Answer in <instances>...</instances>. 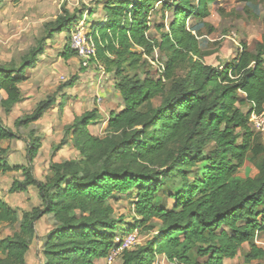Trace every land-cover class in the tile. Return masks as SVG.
I'll return each instance as SVG.
<instances>
[{"label": "trees", "instance_id": "trees-1", "mask_svg": "<svg viewBox=\"0 0 264 264\" xmlns=\"http://www.w3.org/2000/svg\"><path fill=\"white\" fill-rule=\"evenodd\" d=\"M158 1L103 0L106 17L94 21L88 35L97 59L114 75L123 104L111 112L103 136L89 130L101 118L97 108L63 127L53 153L70 143L78 157L51 162L38 179L32 163L42 136L29 133L31 164H11L9 147L1 142L18 136L0 116V175L21 172L9 191L34 187L40 199L22 212L0 199V224L19 225L0 238V264H26L37 222L45 215L52 216L54 227L42 246L43 264H95L116 246L115 236L127 231L113 205L123 199H130L136 217L128 230L157 233L147 244L124 250L119 264H154L159 255L176 264H226L245 243L247 262L264 257L255 242L264 233V144L255 142L250 123L252 110L264 111V34L253 48L243 43L236 62L220 70L203 60L199 34L187 24L191 17L210 16L217 0L162 1L173 18L164 31L163 16L156 38L148 33ZM64 13L50 35L70 32L84 9L75 14L64 8ZM43 42L19 61L0 62V105L6 113L24 99L21 84L44 52ZM156 52L162 55L161 72L149 61L156 60ZM56 101L55 95L40 101L15 125L29 127ZM248 103L253 106L245 112ZM249 158L260 159L259 171L238 176Z\"/></svg>", "mask_w": 264, "mask_h": 264}, {"label": "rangeland", "instance_id": "rangeland-1", "mask_svg": "<svg viewBox=\"0 0 264 264\" xmlns=\"http://www.w3.org/2000/svg\"><path fill=\"white\" fill-rule=\"evenodd\" d=\"M162 1L164 0L155 4L151 14V22L155 27L150 29L148 33L150 37L160 38V31L156 26L161 24L163 16L166 24L165 29H162L164 31H168V24L173 18L171 11H164L162 8ZM102 3L103 0H0V62H9L11 59L19 61L20 57L31 47H37L42 41L45 44L44 52L37 56L34 66L28 70V80L21 84L24 99L15 105L9 113H6L0 105V116L4 124L18 136L10 141L1 142L3 147H9L6 160L11 164L25 166L31 164L28 153L31 141L29 133L34 130V136H42V147L32 163L34 174L40 180H43L49 172L51 162L79 156V152L70 143L64 145L57 153H53V146L60 143L64 136L63 125L72 122L74 116L81 115L99 105L98 97L95 96L94 91L101 81L100 72L89 69L90 73H97L99 77L94 79L95 82L90 87V92L80 99V103H76V100L79 99L78 91L80 92L81 88L89 90L87 88L89 78L81 80L80 76L71 69L72 61L65 62L63 54L69 50V53L78 58L79 61H77L81 66L80 58L72 51L70 35L76 27L81 26H84L83 31L88 33L94 21H102L106 17ZM64 8L75 14L84 9L83 18L73 26L71 32L63 30L50 35V29L57 25L56 18L65 14ZM91 10H94V13L90 16ZM84 19L89 20L87 24L85 23L86 25H82ZM187 24L199 34L203 60L207 64L223 70L227 64L236 62L242 51L243 43L253 48L255 41L260 40L264 34V0H217L210 16L204 19L191 17ZM155 58V61L151 59L149 61L155 71L161 72L162 55L156 52ZM113 76L111 74L106 79L111 85L115 84ZM81 84L83 87H80ZM67 89L69 93L66 91ZM110 90L115 94V97L113 96L116 103L114 106L118 108L117 105L122 103L121 95L116 86ZM2 93L5 96L4 92ZM54 95L57 99L56 103L46 111L40 120L29 127L18 128L15 125L19 117L30 114L40 101ZM100 96L106 98L107 94L101 92ZM61 98L63 101L66 100L64 110H61ZM153 102L155 105H159L160 98H156ZM102 103L106 102L102 101ZM252 106L251 103H248L242 106V109L248 112ZM67 107L69 111L67 109L65 113ZM109 110L104 113L105 119L109 118ZM91 125V127L94 126L95 135L103 136L105 134L106 127H102V121L99 120ZM255 142L264 144V130L255 131ZM260 163V159L249 158L239 169L238 176H254L259 171ZM22 177L21 172L0 175V199L19 209L20 212H22L21 210H31L40 203L37 189L34 187L29 188L26 192L11 193L9 191L13 180ZM113 205L116 215L124 218V228L128 230L136 219L130 199L114 202ZM154 224L158 223L154 221ZM18 227V224H0V238L12 235ZM53 227L54 219L51 215H45L37 222V238L35 245L27 253L26 264H43L45 262L40 257V253H42L46 235ZM138 229V241L132 249L147 244L155 235V231L145 232L141 228ZM255 242L264 248V233H259ZM248 251L249 245L245 243L234 259L225 260L226 264H264V257L247 262L245 256ZM192 258L197 259L194 253ZM119 259L120 256L112 262L106 259V264H119ZM154 264L176 263L157 256Z\"/></svg>", "mask_w": 264, "mask_h": 264}, {"label": "built area", "instance_id": "built-area-1", "mask_svg": "<svg viewBox=\"0 0 264 264\" xmlns=\"http://www.w3.org/2000/svg\"><path fill=\"white\" fill-rule=\"evenodd\" d=\"M83 27L84 26L76 27L74 31H70L71 46L80 58V64L83 68L103 72L105 66L97 59L96 45L92 37L83 31ZM162 69L163 66L160 68V71H162ZM250 123L255 131L264 130V111L258 113L255 109L252 110L250 113ZM138 234V228L127 230L124 233L119 232L114 239L116 246L111 249L106 259L112 262L117 257L121 256L124 250L131 249L138 241Z\"/></svg>", "mask_w": 264, "mask_h": 264}, {"label": "crops", "instance_id": "crops-1", "mask_svg": "<svg viewBox=\"0 0 264 264\" xmlns=\"http://www.w3.org/2000/svg\"><path fill=\"white\" fill-rule=\"evenodd\" d=\"M89 20H87V19H84L83 21H82V25H84L85 23L87 24V22H88ZM85 24V25H86ZM74 55V54H73ZM72 54H70L69 52H64V54H63V58H64V60H65V62L66 61H72V66H71V69H73L75 72H76V74L77 75H79L80 76V79L81 80H84V78L85 79H88L89 78V82H88V85H87V88L89 89V90H86V89H84V88H81V90H80V92L78 91V95H79V99H77L76 100V103H80V99H82V97H84L85 95H87L89 92H90V87H92V85H94V79L96 78V77H99V76H97V73L95 74V73H90L89 71V69H86V68H83L82 66H79V60H78V58L76 57V56H73ZM78 60V61H77ZM99 74V73H98ZM100 74L102 75L101 76V81H100V83L97 85V87L95 88V96H97L98 98H97V100L99 101V105L98 106H95V108H97L98 109V111H99V113H100V115H101V118L99 119L100 121H102L103 122V125H102V127H106V124H107V121H108V119L109 118H107V119H105V117H104V113L105 112H107L108 110H109V108H110V110H109V112H110V114H111V112L113 111V112H117V111H119V110H121L122 109V104H123V102L120 104V105H117V107L118 108H115L116 106H114L116 103H115V101H114V99H113V96L115 97V94L113 93V92H111V90L110 89H112L113 87H115V84H110V83H108L107 81H106V79H107V77H109L112 73L111 72H109V71H107L106 70V68L104 69V71L103 72H100ZM105 78V80H103ZM113 78H114V76H113ZM80 87H83V84H81L80 85ZM80 87H79V89H80ZM85 87V86H84ZM67 92H68V89L66 90ZM101 92H106V94H107V97L106 98H102L101 96H100V93ZM69 93V92H68ZM3 94V93H2ZM71 94V93H70ZM120 94V93H119ZM121 95V94H120ZM4 96V95H3ZM102 101L103 102H106V103H102ZM122 101V100H121ZM60 103L62 104V109L61 110H64V108L63 107H65V104H66V100L65 101H63V99L61 98V100H60ZM117 104H119L118 102H117ZM17 105V104H16ZM70 105V104H69ZM68 105V106H69ZM67 109H68V111H69V108L67 107L66 109H65V113L67 112ZM46 114V113H45ZM44 114V115H45ZM110 116V115H109ZM74 118H75V116H74ZM74 118H73V120H74ZM41 119V118H40ZM39 119V120H40ZM72 120V121H73ZM98 120V121H99ZM71 123V122H70ZM67 124H69V123H67ZM67 124H65V125H67ZM60 125V124H59ZM65 125H63V127L65 126ZM92 125L90 124L89 125V130H90V132L92 133V134H94V131H93V127H91ZM95 135V134H94ZM31 188V187H30ZM26 192V191H25ZM38 192V191H37ZM157 233V230H155V234ZM37 238V237H36ZM36 238H35V240H34V242H33V244H32V247L35 245V241H36ZM31 247V248H32ZM159 256H161V257H163V258H165V256H163V255H159ZM40 257L41 258H43V260H45V258H44V256H43V254L42 253H40ZM28 259V255L26 256V260ZM95 264H106V257H104V258H98V259H96L95 260Z\"/></svg>", "mask_w": 264, "mask_h": 264}]
</instances>
